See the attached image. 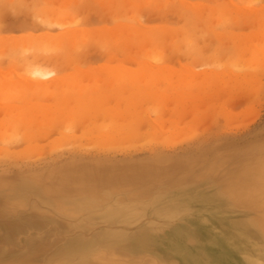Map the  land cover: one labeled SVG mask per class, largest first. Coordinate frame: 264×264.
<instances>
[{"label": "rangeland", "instance_id": "obj_1", "mask_svg": "<svg viewBox=\"0 0 264 264\" xmlns=\"http://www.w3.org/2000/svg\"><path fill=\"white\" fill-rule=\"evenodd\" d=\"M262 222L264 0H0V264H264Z\"/></svg>", "mask_w": 264, "mask_h": 264}, {"label": "bare ground", "instance_id": "obj_2", "mask_svg": "<svg viewBox=\"0 0 264 264\" xmlns=\"http://www.w3.org/2000/svg\"><path fill=\"white\" fill-rule=\"evenodd\" d=\"M52 6V5H51ZM58 9V8H56ZM55 9V10H56ZM44 10V8L42 9ZM50 10H52V8H50ZM60 10V9H58ZM58 10L56 11H53L55 12L54 13V18H60L62 16H64V9H61L60 12H58ZM64 10V11H63ZM47 11L44 10V13H46ZM51 12V11H49ZM51 12V13H53ZM63 14V15H62ZM45 16H48L47 14L44 15V19H45ZM53 16V15H52ZM47 20V19H45ZM49 20V19H48ZM47 20V21H48ZM52 23H55L56 21L55 20H52L51 21ZM57 23V22H56ZM51 25V24H50ZM68 30V28H67ZM64 31L63 33H61L60 38H62V36L66 37L68 35H71V32L68 30V31ZM123 38V37H121ZM34 66V65H33ZM40 66V65H39ZM25 68L26 70L31 74L33 75V78H47L49 77L50 78V72L49 71H44L42 68L40 67H32V64L31 63H26L25 64ZM44 68V67H43ZM73 76V75H72ZM71 76V77H72ZM70 79V78H69ZM73 79V78H71ZM78 79V78H77ZM44 88V87H43ZM41 88V89H43ZM173 142V141H172ZM178 143V142H177ZM173 144H176V143H173ZM135 165V164H134ZM129 166V165H128ZM137 166V167H136ZM134 166L135 167V170L133 171H126L124 170L123 172H121L120 174H113L112 172L107 173L104 169H102L101 171H96L94 170L93 172H89L88 175L90 174H95L94 175H91L89 176V185H87L86 189L87 191L89 192V194L95 196V197H100V196H103L107 193V191L110 190V187L115 184V183H118V184H121V183H127V182H142V181H146L150 178H153L154 176H157V175H162L163 174H168V172H170L172 169L171 168H168V169H163L162 167H159L158 165H154V164H150V163H144V164H141L138 166V164ZM127 166L124 167V169L126 168ZM132 167V166H131ZM130 167V168H131ZM97 168V167H95ZM99 168V167H98ZM121 169H123V167H120ZM119 168V169H120ZM118 169V168H117ZM118 169V170H119ZM120 169V170H121ZM129 169V167H128ZM74 171V170H73ZM91 171V170H90ZM109 171V170H108ZM111 171V170H110ZM33 183V182H32ZM34 184V183H33ZM45 190L44 194L46 193L47 195L50 196L53 195L54 193H57V191H59V188L54 185V184H51V185H48V187H44L43 188ZM39 190L41 191L42 190V184H40L39 186ZM76 191H66L65 192V196L67 197H70L68 195H74ZM254 194L256 193L255 190H251V189H246L245 192H242L240 191V196L243 197V199H245L246 201H248L246 199V196L247 195H251V194ZM209 197V196H208ZM209 198H212V197H209ZM206 200V199H205ZM57 203L59 204V206L61 207V210L63 212H68L69 210L66 209L64 206L63 203L65 202H59L57 201ZM196 209V208H195ZM264 223V222H262ZM261 223V224H262ZM259 230V233L263 236L264 238V224L262 225V227H257ZM227 236V235H226Z\"/></svg>", "mask_w": 264, "mask_h": 264}]
</instances>
